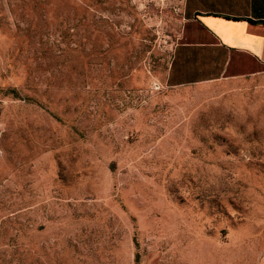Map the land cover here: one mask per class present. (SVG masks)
<instances>
[{"label":"rangeland","instance_id":"rangeland-1","mask_svg":"<svg viewBox=\"0 0 264 264\" xmlns=\"http://www.w3.org/2000/svg\"><path fill=\"white\" fill-rule=\"evenodd\" d=\"M183 1L0 0V264H264V71L170 86Z\"/></svg>","mask_w":264,"mask_h":264},{"label":"crops","instance_id":"crops-1","mask_svg":"<svg viewBox=\"0 0 264 264\" xmlns=\"http://www.w3.org/2000/svg\"><path fill=\"white\" fill-rule=\"evenodd\" d=\"M183 11L170 86L264 71V0H184Z\"/></svg>","mask_w":264,"mask_h":264},{"label":"trees","instance_id":"trees-1","mask_svg":"<svg viewBox=\"0 0 264 264\" xmlns=\"http://www.w3.org/2000/svg\"><path fill=\"white\" fill-rule=\"evenodd\" d=\"M234 20H236V19H234Z\"/></svg>","mask_w":264,"mask_h":264}]
</instances>
